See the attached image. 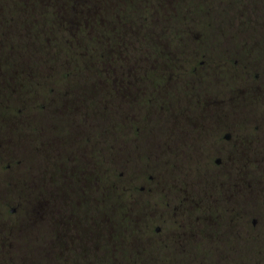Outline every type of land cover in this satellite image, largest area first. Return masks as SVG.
Here are the masks:
<instances>
[{"label":"flooded vegetation","instance_id":"flooded-vegetation-1","mask_svg":"<svg viewBox=\"0 0 264 264\" xmlns=\"http://www.w3.org/2000/svg\"><path fill=\"white\" fill-rule=\"evenodd\" d=\"M99 1L97 33L78 22L88 14L85 0L61 5L69 48L98 36L97 55L85 65L92 80L70 82L63 60L19 70L0 54V110L7 111L0 114V264H120V233L141 229L114 221L105 198L115 190L127 195L123 186L148 174L145 199L118 201L121 216L134 222L141 216L132 205L148 204L142 246L264 249V199L247 200L264 181L260 161L249 156L264 148V36L210 32L223 9L252 15L260 0H149L148 32L136 34L144 49L114 33L121 23L135 33L115 19L116 0ZM106 24L111 34L100 29ZM57 71L54 82L27 81ZM109 131L115 153L159 154L161 167L146 163L139 175L107 180ZM114 163L113 171L127 174L130 155Z\"/></svg>","mask_w":264,"mask_h":264},{"label":"rangeland","instance_id":"rangeland-1","mask_svg":"<svg viewBox=\"0 0 264 264\" xmlns=\"http://www.w3.org/2000/svg\"><path fill=\"white\" fill-rule=\"evenodd\" d=\"M65 0H0V54H4L6 67H12L21 70L25 68L29 63L37 69L47 66H57L60 61H65V65L71 67V81L88 82L93 79L92 70H86L85 65H88V59L97 55L99 44L97 43L98 17L94 14L100 5L99 0H85L86 6L84 9L87 15L77 16L78 22L84 24V30L87 33H92L90 29L95 27L93 34L86 38V44H81L75 48H69L63 41L67 31L66 20L63 14L65 8L62 5ZM149 0H116V13L115 19H120L123 22H129L135 27V33H131L127 26L123 23L117 24L114 33H120L122 37L127 40L134 39L137 43L142 45L144 49V42L137 37L136 34L144 36L149 29L150 12L148 10ZM167 5H163L161 10V17L167 16ZM170 8V7H169ZM222 14L215 21L211 22V33L219 37L222 34H231L235 31V34L239 36H264V0H260V6L251 15L248 9L232 10L223 9ZM219 14V15H220ZM234 15V16H233ZM234 17V18H233ZM67 28V29H66ZM90 28V29H88ZM100 29L106 33L111 34V27L106 24L100 27ZM99 29V30H100ZM69 30V29H68ZM84 31V33H85ZM76 34H81L78 30L72 31ZM69 33V32H68ZM135 34V35H134ZM133 35V37H132ZM124 39V40H125ZM129 52V51H128ZM260 62L264 65V55L258 56ZM57 72H53L49 76H40L38 72L34 78H30L27 81L40 82H54ZM91 100H88V102ZM113 109V106L111 105ZM0 114H7L6 110H0ZM111 121H114V113L110 110L105 113V129L109 130ZM113 132H107L105 135V170L106 179L112 181V179L120 178L124 179L132 174L139 175L143 165L149 163L152 167H161L162 157L159 154H151L150 152L134 149L130 154L125 152H114ZM264 144V142H261ZM115 153V154H114ZM130 155L131 165L127 169V174H123V169L114 170V161L117 163V159H122ZM160 156V157H159ZM250 161H260L262 178H264V148L249 155ZM150 161V162H148ZM120 173L123 175L121 176ZM149 177V174L148 176ZM145 178L137 183L136 186L127 185L123 186L124 191L115 190L110 193V196L105 198L104 209L108 214L112 215L114 221L121 220V226L134 225L141 230H136L135 236L131 233L121 234V247H120V264H182L187 261L199 259L204 264H264V249H242V248H222L213 247V244H209L206 247H200L195 249H185L172 251L169 249H154L152 246H142V229L146 226L145 209L148 208V204L145 202L137 201L136 205H132V209L137 214L138 219L133 217H127L124 214L121 216L120 210L125 209L124 205L121 207L118 203L119 200L127 202V196H131L133 199H145L149 189L148 182ZM252 178V176H250ZM114 183V182H112ZM111 184H105V188ZM144 187V189H142ZM107 191V190H106ZM247 200L261 201L264 199V181L256 184L249 191ZM161 204L160 196L153 197L152 203ZM105 211V212H106ZM106 212V214H107ZM126 213V211H124ZM107 214V215H108ZM123 217V218H122ZM164 220V219H163ZM163 220L155 219L154 226L162 225ZM123 232V231H121ZM209 241V240H208ZM36 264V263H35ZM44 264V263H39Z\"/></svg>","mask_w":264,"mask_h":264},{"label":"trees","instance_id":"trees-1","mask_svg":"<svg viewBox=\"0 0 264 264\" xmlns=\"http://www.w3.org/2000/svg\"><path fill=\"white\" fill-rule=\"evenodd\" d=\"M79 7V6H78ZM80 8V7H79Z\"/></svg>","mask_w":264,"mask_h":264}]
</instances>
